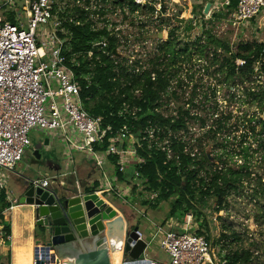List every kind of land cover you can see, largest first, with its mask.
Here are the masks:
<instances>
[{"label": "built area", "instance_id": "2783aa9c", "mask_svg": "<svg viewBox=\"0 0 264 264\" xmlns=\"http://www.w3.org/2000/svg\"><path fill=\"white\" fill-rule=\"evenodd\" d=\"M236 2L237 6L234 7L233 0H202L203 10L211 3L210 11L205 15L202 10L201 15L192 17L193 25L211 18V15L214 18L222 14L231 16L244 28L253 27L255 31L264 29V0ZM56 4V0H0V196L4 193L6 201L13 204L14 194L4 180L5 171L14 172L26 149L32 148L34 154L35 146L29 136L32 131L39 130L50 140V146L56 138L61 140L65 149L67 169L75 165L76 154L94 162L107 182L106 190L96 193H113L137 217L148 219V229L152 231L150 238L147 239L138 231L140 239L146 243L145 257L134 260L125 255L123 244L121 264H228L226 258L220 260L213 252L210 238L198 234L201 222L193 212L187 213L182 220L170 218L165 223L154 222L141 204L144 195L139 196L137 192L149 194L150 201H154L158 194L145 190L146 186L140 181L138 171L134 172L130 183L121 181L119 174L128 176L134 163L145 162L139 154V151L144 149V143L149 144L150 148L154 144L162 150L167 147L169 159L175 156L170 150V145L183 143L185 152L196 158L201 155L197 150V139L186 140L180 135L184 130L176 133L168 131L169 136L161 142L160 136L164 132L160 128L149 127L142 136H137L128 126L116 128L107 124L106 116H92L85 108L82 91L84 88L88 90L92 84L94 51L73 53L70 48L65 47L66 40L61 38V34L65 36L68 32L63 28L60 14L68 9L71 13L74 8L56 9ZM81 9L88 13L89 20L94 23V31L106 28L111 37L119 39L118 34L111 30L107 23L104 27H97L91 19L90 8ZM159 11L161 12L162 8ZM92 48L112 57L116 65L124 58H119L114 52L111 55L107 51V39L94 42ZM96 59L100 60V56ZM82 61H89L91 69L77 74L83 66ZM260 61L255 64L254 76L264 74ZM134 64L132 60L127 62V66ZM244 65L245 61L236 60L237 67ZM145 69L146 66L143 70ZM136 71L139 72L140 69ZM136 95L139 96V92ZM86 101H90V98L87 97ZM160 104L163 106L162 100ZM138 112L137 107L132 108L130 104L123 103L117 115L111 113L110 118L136 120ZM159 112L165 118L179 117L165 116L161 110ZM114 158L116 164H113ZM110 168L113 172L108 173ZM71 174H76L75 169ZM53 179L34 180V184L49 188ZM134 186L137 187L136 191ZM137 204L142 209L138 208ZM155 241H158L160 250L166 256L164 260L149 254Z\"/></svg>", "mask_w": 264, "mask_h": 264}, {"label": "rangeland", "instance_id": "374dc122", "mask_svg": "<svg viewBox=\"0 0 264 264\" xmlns=\"http://www.w3.org/2000/svg\"><path fill=\"white\" fill-rule=\"evenodd\" d=\"M198 1L134 0L142 8L138 12L131 11L128 0L123 6L115 4L114 0H90L89 5L86 0H80V3L65 0L61 6L90 8L91 19L98 28L104 27L106 23L110 25V29L118 34V40H121L119 58L124 57L133 62L140 60L151 70L150 61L160 56L161 61H164L161 70L168 73L171 80L170 86L162 95L161 112L165 116H178L180 108L189 110L195 119L188 120V128L181 132V136L186 140L197 139V150L200 153L203 151L201 154L211 149L214 162L226 151L224 160L235 169L248 164L250 177L244 180L238 191L230 193L224 210L216 211L217 203L214 198L206 206H199V210L206 219L204 227L218 259L224 260L235 252L251 251L253 256L249 264H264V134H260L261 128L252 119L254 115H258L260 101H254L245 92L246 88H251V92L257 95L264 91V74L256 75L251 82L240 85L238 81L227 77L230 63L225 60L230 56L214 44L206 49L203 59L198 54V46H194L190 58L187 54L178 53L179 57L174 62L170 55L164 54L161 47L170 38L179 51L186 45L197 42L199 38L205 39L207 33H210L228 44L231 51L236 53L242 43H264V29L255 31L253 27L244 28L231 16L222 14L214 18L211 15V18L203 19L194 26L192 17L201 15L203 10ZM149 8H155L156 12L150 13ZM200 44L208 45V42L205 39ZM93 105L94 102L91 106ZM219 124H224V131L220 130ZM29 137L34 146L47 139L39 130L32 131ZM244 148H249L248 160L241 153ZM31 149L25 150L13 173L5 171L4 180L14 194L17 193L18 186L13 178L14 174L35 179L47 170L41 163L34 161ZM40 153L42 161L47 158H55L62 164L65 161L64 145L59 138L54 140L49 150L43 147ZM137 194L144 195L142 199L150 198L149 194ZM137 207L142 209L138 204ZM145 209L148 217L157 223H162L169 212L166 204L157 210ZM128 210L130 228L138 226L144 237L149 239L152 231L148 229V219L137 217L131 209ZM37 235L39 237V230ZM157 242L151 246L149 254L164 260L166 256Z\"/></svg>", "mask_w": 264, "mask_h": 264}, {"label": "trees", "instance_id": "16d2710c", "mask_svg": "<svg viewBox=\"0 0 264 264\" xmlns=\"http://www.w3.org/2000/svg\"><path fill=\"white\" fill-rule=\"evenodd\" d=\"M125 1L114 0V3L123 6ZM128 1L132 12H138L142 9L134 0ZM56 2L60 3V6L55 5L56 9L63 8L61 5L65 0H57ZM86 3L89 5L90 0H86ZM233 5L234 7L237 6L236 0H233ZM231 9L234 10L235 8ZM69 11L68 9L65 13L60 14L63 28L68 32V35L65 36L61 34V38L66 40L65 47L70 48L73 53L94 51V68L91 69L89 61H82L83 66L77 71V74H80L89 71L90 68L93 74L91 86L88 90L84 88L82 91L86 110L95 117L106 116L108 118L106 123L112 124L116 128L128 126L137 136H142L143 132L149 127L160 128L164 132L160 136L161 142L169 136L168 131L176 133L186 130L188 120L195 119L189 110L180 108L178 119L165 118L159 112L162 106L160 104L162 95L170 86L171 81L168 73L161 70L164 61H161L160 56L150 61L151 70L148 68L143 70L146 65L140 60L135 61L133 66H127L128 60L123 58L121 63L116 65L112 57H107L97 49H93L92 44L107 39V51L112 55L113 51L119 48L120 41L115 37H111L106 28L94 31V23L89 20L88 13L81 8H74L71 13ZM149 12L155 13L156 10L155 8H149ZM220 16L216 15L215 17ZM9 20L14 21L12 18H9ZM205 39L208 45L200 44ZM205 39L199 38L197 42L186 45L184 49L178 51L174 40L169 38V41L161 47H163L164 54L170 55L171 61L174 62L179 54H187L190 58L194 46H198V54L203 59L205 58L206 49L214 44L225 50L230 56L228 60H225L230 63L227 77L238 81L240 85L252 81L255 64L259 60H261L260 63L264 73V61L262 60L264 59V56L262 57L264 44L242 43L238 48V52L234 53L228 44L216 39L210 33H207ZM97 56H100V60L96 59ZM237 59L245 61V65L237 67ZM137 69H140V71H136ZM137 92H139V96L136 95ZM245 92L252 96L254 101H260L258 115H254L252 119L253 121L256 120L261 128L260 134H264V91L257 95L255 92H251V88H246ZM87 97L90 98V101H86ZM93 102L94 105L91 106ZM123 103H128L132 108L137 107L139 109L136 120L110 118L111 113L117 115ZM203 123L205 124V122ZM219 128L224 131V124H219ZM170 146V150L175 154L172 159L168 158L167 147L162 150L154 144L150 148L149 144L144 143V149H141L139 154L145 162L143 164L134 163L128 176L119 174V177L121 181L130 183L134 177V172L138 171L140 181L146 186L145 190L152 194H158L154 201L143 199L141 203L143 207L157 210L164 204L168 205L169 212L167 218L163 220L164 223L170 218L182 220L187 213L193 212L201 222V230L198 234L207 235L204 227L206 226V219L199 210V206H206L214 198L217 203L216 211L224 210L230 193L238 191L243 186L244 180L250 177L248 164L245 163L239 169H235L232 164L224 160L226 151L219 158L217 157L216 162H211L205 151L200 156L192 158L189 153L185 152L183 143H173ZM222 147H224L223 144ZM241 153L244 154V159L248 160L249 148H244ZM34 161L39 162L36 159ZM113 164H116L115 158ZM133 189L136 191L137 187L134 186ZM87 192L92 193L95 190L87 189ZM9 207L10 204L6 202L5 194L2 193L0 196V214ZM4 232L5 238L11 235V224H5ZM252 256L251 251H243L241 253L235 252L225 258L228 260V264H249Z\"/></svg>", "mask_w": 264, "mask_h": 264}, {"label": "water", "instance_id": "95a60500", "mask_svg": "<svg viewBox=\"0 0 264 264\" xmlns=\"http://www.w3.org/2000/svg\"><path fill=\"white\" fill-rule=\"evenodd\" d=\"M206 5L204 14L210 11ZM117 56V50L113 51ZM48 140H45V145ZM42 145H36L34 157L41 159ZM211 162V149L206 150ZM19 202L35 207L39 240L34 257L36 264H121V249L134 260L143 259L146 243L139 227L130 223L98 193H84L79 187L55 189L35 185L23 177Z\"/></svg>", "mask_w": 264, "mask_h": 264}, {"label": "crops", "instance_id": "0c3cea01", "mask_svg": "<svg viewBox=\"0 0 264 264\" xmlns=\"http://www.w3.org/2000/svg\"><path fill=\"white\" fill-rule=\"evenodd\" d=\"M198 2L199 5H201L202 0H199ZM46 140H48L46 146H44L45 141L40 144L42 145V148L48 146L47 150H49L52 146H50V140L48 138ZM74 158L75 165L72 168L67 169L64 160L62 164L61 161H58L55 158H47L42 161V155L40 160H37L34 157V159L39 161V164L41 163L42 166L47 169L46 172L34 180L53 179L56 177L53 179L51 185V187H54L55 189H71L79 187L84 193H88L87 189L95 190V193L106 190L107 182L103 173L96 168L94 162L91 161L90 158L88 159L81 154H76ZM73 169H75L76 174H71ZM110 172H113L111 168L108 169V173ZM21 176L23 175H19L18 173L14 174L13 178L18 184L17 193H13L14 202L13 204H10L6 201L10 204V207L0 214V264H34L35 261L34 250L36 247V241L39 240L37 235L38 229L35 225V207L22 205L19 202L24 182ZM101 196L105 198L110 205L119 210L120 215L125 217L126 222L131 220L129 217L130 212L128 210L130 208L118 200L113 193H103ZM133 199L135 200V197ZM8 223L11 224V235L9 236V239L5 238L4 232L5 224Z\"/></svg>", "mask_w": 264, "mask_h": 264}, {"label": "bare ground", "instance_id": "6f19581e", "mask_svg": "<svg viewBox=\"0 0 264 264\" xmlns=\"http://www.w3.org/2000/svg\"><path fill=\"white\" fill-rule=\"evenodd\" d=\"M140 1V0H139ZM120 257H121V254H120Z\"/></svg>", "mask_w": 264, "mask_h": 264}]
</instances>
